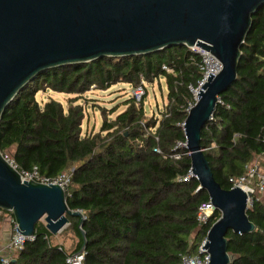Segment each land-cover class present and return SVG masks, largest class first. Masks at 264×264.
<instances>
[{
    "label": "trees",
    "instance_id": "trees-1",
    "mask_svg": "<svg viewBox=\"0 0 264 264\" xmlns=\"http://www.w3.org/2000/svg\"><path fill=\"white\" fill-rule=\"evenodd\" d=\"M199 63L184 46L103 57L42 71L15 95L0 117V154L18 172L36 168L48 179L69 174L65 204L84 219L79 227L77 218L66 216L67 231L76 239L69 253L52 245L37 222L33 240L9 264H66L82 246L79 228L85 239L81 264H180L182 256L196 254L219 213L214 211L206 226L196 225V208L208 199L195 179L176 182L187 174L189 158L183 147L174 148L184 143L181 124L194 103L190 88L201 79ZM161 79L166 102L157 116L146 117L142 99L130 97L117 114L97 106L98 130L82 129L84 108L77 101L91 87L105 91L119 83L135 87ZM47 90L71 98L64 105L37 101ZM219 102L200 132L199 146L214 181L228 190L229 177L242 175L245 164L264 156V5L251 15L236 78ZM174 153L178 160L170 158ZM245 215L254 230L225 234L226 252L233 256L229 264H264V202L253 200ZM5 218L11 227L12 215L0 209V223Z\"/></svg>",
    "mask_w": 264,
    "mask_h": 264
},
{
    "label": "water",
    "instance_id": "water-1",
    "mask_svg": "<svg viewBox=\"0 0 264 264\" xmlns=\"http://www.w3.org/2000/svg\"><path fill=\"white\" fill-rule=\"evenodd\" d=\"M263 5L264 0H0V117L15 95L45 70L174 46L207 51L220 69L195 89L181 124L183 148L197 190L206 193L219 213L201 249L207 264H229L233 256L226 252L225 234L254 230L245 215L250 194L236 187L221 189L214 181L199 146L200 132L210 122L219 95L236 78L251 15ZM0 209L12 215L15 231L23 237L33 236L41 219L52 235L67 225L66 216L77 218L79 227L84 219L79 210L67 208L59 186L21 181L1 154ZM78 231L82 246L74 254L85 245L84 233Z\"/></svg>",
    "mask_w": 264,
    "mask_h": 264
},
{
    "label": "built area",
    "instance_id": "built-area-1",
    "mask_svg": "<svg viewBox=\"0 0 264 264\" xmlns=\"http://www.w3.org/2000/svg\"><path fill=\"white\" fill-rule=\"evenodd\" d=\"M192 52H194L198 57L200 58V63L198 65L199 70L201 71V79L197 83V87H199L205 80L208 74L215 75L218 73L220 69L219 62L210 55L207 51L201 50L196 47L190 48ZM162 69H165V67H162ZM196 87V88H197ZM93 87L90 89L92 90ZM132 91V96L135 100V102H139L141 100V97L144 93V85L142 82H140L135 87H130ZM195 88V89H196ZM195 89L190 88V92L192 94V98L194 100V92ZM218 103L219 100H218ZM217 103V104H218ZM191 107L190 104H188L187 109ZM186 109V110H187ZM211 121V120H210ZM237 137V136H234ZM261 142L264 144V132L261 136ZM156 140V139H155ZM182 148L183 144L177 143L175 148ZM154 153L159 154L158 149L154 148L152 150ZM180 157V154L174 153L170 156L173 160H178ZM3 158L7 161V163L16 170V166L12 162L11 159L7 156H3ZM260 158L256 157L253 161L245 164L243 166V174L237 177H229L228 183L230 184V188L236 187L240 189L244 194L248 192L250 195L246 198V209L250 208L252 201H257V195L260 193H263V186H264V168L260 167ZM17 171V170H16ZM18 175L20 177L21 181H33L40 184H53L59 186L62 190L67 186L69 183V174L61 173L57 175L53 179H48L45 177H40L37 174L36 168H32L31 171L25 172L20 171L18 172ZM190 179H193L192 174L190 173V170H188L187 174L181 177L176 178V182H188ZM216 211L213 206L211 205L209 200H206L204 202H201L195 212V223L198 227L206 226L211 219H213V213ZM9 223L11 225L10 227V233L6 241L0 246V264H9V262L12 259V255L18 251H20L23 247V244L27 241H32L33 236L31 237H23L22 235L18 234L15 231V223L13 219L9 220ZM203 244V240L200 242L196 254L193 256H182L180 259V264H207L208 263V256L205 253L204 250L201 249ZM72 255V254H71ZM68 255L65 258L66 264H81L83 254L82 252L79 254L74 255Z\"/></svg>",
    "mask_w": 264,
    "mask_h": 264
},
{
    "label": "rangeland",
    "instance_id": "rangeland-1",
    "mask_svg": "<svg viewBox=\"0 0 264 264\" xmlns=\"http://www.w3.org/2000/svg\"><path fill=\"white\" fill-rule=\"evenodd\" d=\"M143 85L145 91L141 99L144 114L146 117L151 115L157 116L166 102L162 79L151 84ZM131 96L132 91L130 86L120 83L111 86L105 91L89 90L88 92L84 93L83 97L77 101V103L82 105L84 108L82 129L85 132L98 130L100 124V115L97 106L106 110L113 108L115 109L114 114H117L124 108L122 105L123 101H125L127 98H130ZM67 98H71V96L54 93L48 90L45 92H39L36 95V99L39 102H43L47 99H53L60 102L62 105L66 103ZM260 161L264 164V156H261ZM256 197L260 202H264V193H260ZM39 223L44 225L43 219H41ZM9 233L10 227L8 226L7 220L5 218L3 222L0 223V245L6 241L5 239L8 238ZM50 235L51 244L61 247L68 253L71 251L73 244L76 242L74 236L69 231H67V225H65L57 234Z\"/></svg>",
    "mask_w": 264,
    "mask_h": 264
},
{
    "label": "crops",
    "instance_id": "crops-1",
    "mask_svg": "<svg viewBox=\"0 0 264 264\" xmlns=\"http://www.w3.org/2000/svg\"><path fill=\"white\" fill-rule=\"evenodd\" d=\"M260 160H261V158H260ZM260 167L261 168H264V164L260 161ZM6 240V239H5ZM1 246V245H0Z\"/></svg>",
    "mask_w": 264,
    "mask_h": 264
},
{
    "label": "bare ground",
    "instance_id": "bare-ground-1",
    "mask_svg": "<svg viewBox=\"0 0 264 264\" xmlns=\"http://www.w3.org/2000/svg\"><path fill=\"white\" fill-rule=\"evenodd\" d=\"M194 95H195V93H194Z\"/></svg>",
    "mask_w": 264,
    "mask_h": 264
}]
</instances>
